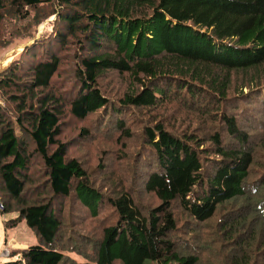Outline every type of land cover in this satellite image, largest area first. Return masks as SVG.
Returning <instances> with one entry per match:
<instances>
[{
    "label": "trees",
    "instance_id": "obj_1",
    "mask_svg": "<svg viewBox=\"0 0 264 264\" xmlns=\"http://www.w3.org/2000/svg\"><path fill=\"white\" fill-rule=\"evenodd\" d=\"M45 1L51 0H0V29L9 12L25 19L31 8ZM61 4L64 10L58 20L66 23L67 30L58 33L59 46L70 35L69 42L82 49L83 44L89 46L88 53L75 62L72 80H68L76 95L66 101L53 93V80L63 59L56 53L47 54L52 41L45 43L47 55L42 59L26 63L29 67L25 70L26 64L20 63L21 74L16 66L0 79V90L3 86L12 89L10 98L18 109L17 123L22 130L19 136L0 105L3 212L10 211L12 200L18 201L16 221L25 220L40 241L7 264H197L198 255L184 253L173 240L176 201L197 221H206L219 208L241 201L240 216L224 218L228 239L237 237L239 243L255 239L256 221L249 228L238 229L257 208L264 212V201L259 198H264V176L259 187L247 189L256 163L254 147L235 115L222 112L219 116L226 126L224 134L237 143L234 147L224 144V134L216 127L209 130L214 133L208 138L211 146L205 147L204 138L190 132L176 134L163 120L146 123L144 133L159 169L148 174L144 187L160 200L147 214L129 190H115V195L109 196L92 186L84 164L67 156L69 143L60 135L66 104L76 119L97 113L108 125L113 111L118 113L128 106L156 108L177 92L218 110L219 104L228 100L234 75L250 74V91L262 87L264 0H61ZM110 70L127 73L132 80V87L117 104L100 86ZM125 125L123 119L116 124L120 130L117 140L122 144L132 134ZM27 137L35 145L33 151ZM37 153L47 168L45 184L53 196L25 204L26 175L32 155ZM214 154L218 158L211 169L208 163L213 162ZM73 192L93 217L106 204L117 213V221L105 226L101 237L94 240V257L86 262H77L56 246L62 221L53 199L69 198ZM260 232L264 233V228ZM249 259L245 253L234 263L248 264Z\"/></svg>",
    "mask_w": 264,
    "mask_h": 264
},
{
    "label": "rangeland",
    "instance_id": "obj_2",
    "mask_svg": "<svg viewBox=\"0 0 264 264\" xmlns=\"http://www.w3.org/2000/svg\"><path fill=\"white\" fill-rule=\"evenodd\" d=\"M63 7L61 0H51L31 8L28 18L24 19L10 12L5 16L0 29V79L4 76L2 74L16 66L17 74H21L23 68L20 63H33L47 54L56 53L62 57L63 63L59 73L54 77L51 87L53 93L66 101L76 95V91L70 89L68 80H72L75 62H79L80 56L88 53L89 46L84 47L83 44L82 49L81 46L69 42L73 38L72 35L65 37L68 41L59 46L58 33L65 32V28L67 30L66 23L58 20L59 16L63 15L61 13ZM49 41H52L53 45L48 49V53L44 54L45 45ZM28 67L26 64L24 70ZM131 81L127 73L110 70L101 78L100 86L113 103L117 104L129 87H132ZM250 81V74L234 75L228 100L219 104L220 111L215 110L211 103L212 108L208 109L201 105V102L196 103V99L193 101L185 97V92H177L166 104L156 108L128 106L121 112L113 111L107 125L103 119L100 120L101 116L97 113L83 120L76 119L66 104L60 138L69 143L67 156L76 157L84 164L92 186L109 196L115 195V190L118 192L123 189L129 190L142 212L147 214L148 210L160 203V200L144 187L148 174L159 169L154 149L147 142L144 133L146 123L163 120L169 130L176 134L190 132L197 134L201 139L204 138L203 146L207 147L211 146L209 136L214 134L209 130L216 127L224 134L226 126L219 116L222 112L228 113L238 118V125L249 133L250 145L254 147L256 163L247 179V189L250 191L259 187L264 176V79L261 80L262 87L258 89L255 87L253 91L248 88L252 83ZM3 88L0 90L2 112L8 120L13 121V126L20 136L22 130L17 123L19 112L10 98L12 89L5 86ZM120 119L125 121V127L130 128L132 132L125 144L117 140L120 130L116 124ZM25 139L30 145L29 150L33 151L35 146L33 141L29 137ZM223 142L227 147L237 145L235 139L227 137L226 134L223 136ZM211 158L213 162H209L208 165L212 169L218 156L214 154ZM47 179V168L39 154H33L26 175L25 204L43 202L53 196L48 191L49 186L45 184ZM259 198L264 201V198ZM53 204L62 221L57 248L77 262L93 259L94 240L101 237L105 226L117 221L115 210L106 204L101 207L99 215L93 217L75 196V192L69 198L53 199ZM11 205L9 212L0 213V264H7L20 258L23 250L40 243L36 233L25 220L16 221L20 203L12 200ZM239 206L241 201L239 205L229 204L219 208L216 214L206 221H197L180 202H174L177 230L173 234V240L177 241V247L184 253L197 254L199 257L197 264H235V258L242 257L245 253L249 254L248 264H264V233H259L264 228V212L261 209L256 207V212L249 215L248 223L238 229L239 232L249 228L252 222L256 221L258 235L255 239L241 240L240 243L237 242V237L228 239L224 218L240 216L239 210H243V207ZM150 263L151 261L145 262Z\"/></svg>",
    "mask_w": 264,
    "mask_h": 264
},
{
    "label": "built area",
    "instance_id": "obj_3",
    "mask_svg": "<svg viewBox=\"0 0 264 264\" xmlns=\"http://www.w3.org/2000/svg\"><path fill=\"white\" fill-rule=\"evenodd\" d=\"M4 211V204L3 201L0 199V213Z\"/></svg>",
    "mask_w": 264,
    "mask_h": 264
}]
</instances>
